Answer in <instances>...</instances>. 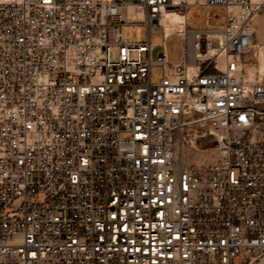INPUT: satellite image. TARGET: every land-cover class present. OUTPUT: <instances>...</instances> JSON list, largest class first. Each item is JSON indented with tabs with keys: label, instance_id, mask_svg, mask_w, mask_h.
Segmentation results:
<instances>
[{
	"label": "built area",
	"instance_id": "obj_1",
	"mask_svg": "<svg viewBox=\"0 0 264 264\" xmlns=\"http://www.w3.org/2000/svg\"><path fill=\"white\" fill-rule=\"evenodd\" d=\"M190 5L223 28L188 29ZM261 16L264 0H0V264H264ZM157 24L180 61L152 55Z\"/></svg>",
	"mask_w": 264,
	"mask_h": 264
},
{
	"label": "rangeland",
	"instance_id": "obj_2",
	"mask_svg": "<svg viewBox=\"0 0 264 264\" xmlns=\"http://www.w3.org/2000/svg\"><path fill=\"white\" fill-rule=\"evenodd\" d=\"M99 1H114V0H99ZM196 11H197V7L194 5H190L187 8V14L190 16V20L188 22V27L190 29L202 28L205 26L207 8L203 11L202 19L199 21V23H194L192 19V16ZM215 11H217V8L215 7L210 9L211 13H215ZM130 19L141 22V21H144L145 15L138 8L132 7V11L130 13ZM223 26H224L223 23L217 24L214 21H211L207 25L208 28H220V29H222ZM122 31L124 35V41L126 42H144L148 40L149 29L147 25L141 24L138 26H130L129 24H125ZM258 41L264 44V17L263 16H261L259 19ZM151 42L154 47L152 51V55L154 57H158L164 51V48H163L164 43L166 45L167 56L172 62H178L183 57V53H184L183 39L175 33L169 34L167 39H165L164 30L161 25L157 24L152 27ZM218 44H219V41L217 39H214L212 41L213 46H218ZM258 68L260 69V66ZM160 71L161 69L159 67L157 66L153 67V76L155 80L160 76ZM31 199L38 201V200L43 199V196L35 195L31 197Z\"/></svg>",
	"mask_w": 264,
	"mask_h": 264
},
{
	"label": "bare ground",
	"instance_id": "obj_3",
	"mask_svg": "<svg viewBox=\"0 0 264 264\" xmlns=\"http://www.w3.org/2000/svg\"><path fill=\"white\" fill-rule=\"evenodd\" d=\"M131 11L132 6L129 8V18ZM184 20L185 16L183 14H179L177 12H166L164 18L162 19V23L165 25L166 31L170 33L176 29H182L184 27ZM260 70L264 71V48L260 57Z\"/></svg>",
	"mask_w": 264,
	"mask_h": 264
},
{
	"label": "crops",
	"instance_id": "obj_4",
	"mask_svg": "<svg viewBox=\"0 0 264 264\" xmlns=\"http://www.w3.org/2000/svg\"><path fill=\"white\" fill-rule=\"evenodd\" d=\"M205 9H206V8H203V9H201V10H197V11L193 14L192 19H193V22H194V23H199V21L202 19V13H203V11H204ZM208 13H211V12H210V9H207L206 18H205V26H204V27H207V25H208L211 21H214L213 19L208 18ZM189 20H190V16L187 14L186 26H187L188 29H190V28L188 27V22H189ZM196 29H197V28H196Z\"/></svg>",
	"mask_w": 264,
	"mask_h": 264
}]
</instances>
